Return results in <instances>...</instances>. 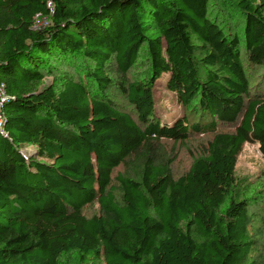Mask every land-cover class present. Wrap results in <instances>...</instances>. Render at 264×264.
<instances>
[{
  "label": "trees",
  "instance_id": "16d2710c",
  "mask_svg": "<svg viewBox=\"0 0 264 264\" xmlns=\"http://www.w3.org/2000/svg\"><path fill=\"white\" fill-rule=\"evenodd\" d=\"M218 13L242 22L226 34ZM246 63L264 67V0H0V264H264L235 177L245 144L264 157ZM207 133L175 178L162 141Z\"/></svg>",
  "mask_w": 264,
  "mask_h": 264
},
{
  "label": "rangeland",
  "instance_id": "374dc122",
  "mask_svg": "<svg viewBox=\"0 0 264 264\" xmlns=\"http://www.w3.org/2000/svg\"><path fill=\"white\" fill-rule=\"evenodd\" d=\"M223 14H225L223 12ZM227 15V14H226ZM232 18V20H231ZM239 15H227L222 16L218 13L217 23L221 25L225 33H230L232 28L235 27L232 21L235 23L242 22ZM243 51V50H242ZM248 67L249 78L252 87L259 88L262 86L260 91L261 96H264V67ZM147 66V60L142 52V57L139 64L133 71L134 74L143 73ZM168 75L163 77L156 83L155 93V112L157 118L164 125H172L174 122L186 115V112L178 104L175 94L167 91ZM47 83L51 82V78L46 79ZM1 97V94H0ZM115 103L118 104L119 108L126 111L136 117L133 109L123 99H115ZM190 118L196 119V116L192 115ZM197 120V119H196ZM218 131L220 132H233L234 127L232 126H220ZM212 138V134L203 135H192L187 143L174 144L170 141H162L166 146L168 152H172L175 149L174 154L177 155V160L173 165L172 173L175 178H178L185 174L193 163L194 154L197 153L199 147L204 145ZM35 149L30 147L24 150V154L35 152ZM191 150L192 153H190ZM122 167L115 170L113 177L118 173L123 172ZM264 171V157L260 152L259 145L245 144L241 154L237 159L235 177H236V188L237 192L242 193L243 198H247L248 204H250V213L253 216V225L249 229V233L255 236L260 246L264 244V178L262 173ZM97 211V206L94 204L91 207H87L85 213L87 216H92Z\"/></svg>",
  "mask_w": 264,
  "mask_h": 264
},
{
  "label": "built area",
  "instance_id": "2783aa9c",
  "mask_svg": "<svg viewBox=\"0 0 264 264\" xmlns=\"http://www.w3.org/2000/svg\"><path fill=\"white\" fill-rule=\"evenodd\" d=\"M47 25H48L47 19H41V20L39 19L37 21V25H36L35 28H40V27H44V26H47ZM0 94H1V97H0V126H2L3 117H2V114H1V107L3 105V102L6 100V96L4 95L2 88L0 89Z\"/></svg>",
  "mask_w": 264,
  "mask_h": 264
}]
</instances>
